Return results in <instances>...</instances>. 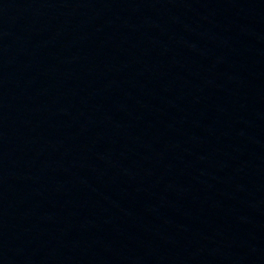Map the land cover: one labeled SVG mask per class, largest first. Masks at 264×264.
I'll return each instance as SVG.
<instances>
[{
	"label": "water",
	"instance_id": "95a60500",
	"mask_svg": "<svg viewBox=\"0 0 264 264\" xmlns=\"http://www.w3.org/2000/svg\"><path fill=\"white\" fill-rule=\"evenodd\" d=\"M0 264H264V0H0Z\"/></svg>",
	"mask_w": 264,
	"mask_h": 264
}]
</instances>
